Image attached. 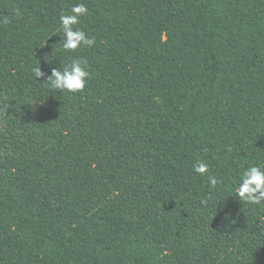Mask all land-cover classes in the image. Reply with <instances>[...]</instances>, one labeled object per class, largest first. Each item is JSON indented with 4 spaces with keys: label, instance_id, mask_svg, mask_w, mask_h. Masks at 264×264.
I'll use <instances>...</instances> for the list:
<instances>
[{
    "label": "trees",
    "instance_id": "trees-1",
    "mask_svg": "<svg viewBox=\"0 0 264 264\" xmlns=\"http://www.w3.org/2000/svg\"><path fill=\"white\" fill-rule=\"evenodd\" d=\"M78 3L95 44L64 50ZM74 57L85 88L51 89ZM255 164L264 0H0V264H264Z\"/></svg>",
    "mask_w": 264,
    "mask_h": 264
},
{
    "label": "clouds",
    "instance_id": "clouds-1",
    "mask_svg": "<svg viewBox=\"0 0 264 264\" xmlns=\"http://www.w3.org/2000/svg\"><path fill=\"white\" fill-rule=\"evenodd\" d=\"M88 11L84 3H78L71 7L70 13H61L59 16V26L62 33L60 43L64 50L76 51L82 46H94L95 38L90 37L84 30L76 27L80 24L81 17L86 16ZM2 22L7 24L9 22L8 18L5 17ZM31 72L36 79L46 76V73L41 70L40 64L33 66ZM89 76L86 59L74 57L68 65L52 68L46 81L53 90L77 93L85 88ZM193 171L204 176L208 172V165L203 161H199L193 165ZM208 180L212 187L219 183L213 176H209ZM236 195L242 202L256 205L264 204V165H250L241 173Z\"/></svg>",
    "mask_w": 264,
    "mask_h": 264
}]
</instances>
